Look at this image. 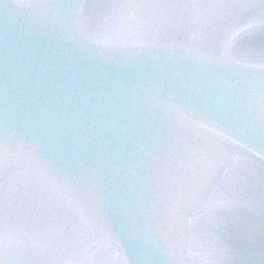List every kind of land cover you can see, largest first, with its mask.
I'll return each mask as SVG.
<instances>
[{
  "label": "water",
  "instance_id": "water-1",
  "mask_svg": "<svg viewBox=\"0 0 264 264\" xmlns=\"http://www.w3.org/2000/svg\"><path fill=\"white\" fill-rule=\"evenodd\" d=\"M0 264H264V0H0Z\"/></svg>",
  "mask_w": 264,
  "mask_h": 264
}]
</instances>
